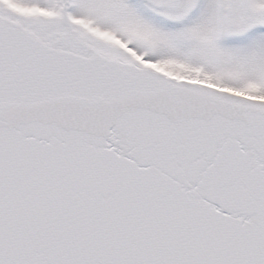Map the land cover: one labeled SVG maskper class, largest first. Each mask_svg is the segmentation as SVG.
Segmentation results:
<instances>
[{
  "label": "snow or ice",
  "instance_id": "1",
  "mask_svg": "<svg viewBox=\"0 0 264 264\" xmlns=\"http://www.w3.org/2000/svg\"><path fill=\"white\" fill-rule=\"evenodd\" d=\"M0 264H264V0H0Z\"/></svg>",
  "mask_w": 264,
  "mask_h": 264
}]
</instances>
